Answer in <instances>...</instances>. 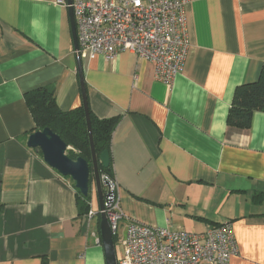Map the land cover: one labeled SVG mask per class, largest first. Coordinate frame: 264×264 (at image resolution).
<instances>
[{
	"label": "crops",
	"instance_id": "0c3cea01",
	"mask_svg": "<svg viewBox=\"0 0 264 264\" xmlns=\"http://www.w3.org/2000/svg\"><path fill=\"white\" fill-rule=\"evenodd\" d=\"M185 19L189 48L169 85L128 50L81 57L87 107L118 120L108 151L119 237L131 221L192 234L231 221L229 264H264V112L247 128L226 121L235 88L264 62V0H188ZM39 88L61 111L82 105L68 0H0V264H105L94 183L88 218L73 181L27 146L25 93Z\"/></svg>",
	"mask_w": 264,
	"mask_h": 264
},
{
	"label": "built area",
	"instance_id": "2783aa9c",
	"mask_svg": "<svg viewBox=\"0 0 264 264\" xmlns=\"http://www.w3.org/2000/svg\"><path fill=\"white\" fill-rule=\"evenodd\" d=\"M188 0H72L80 57H114L128 50L154 66L155 79L171 84L182 70L189 48L185 19ZM105 187L103 212L112 236L123 219L113 176L100 174ZM100 211H98L99 213ZM95 213L88 212V218ZM116 264H229L238 247L231 221L201 234L170 231L131 221ZM96 243H100L99 238Z\"/></svg>",
	"mask_w": 264,
	"mask_h": 264
},
{
	"label": "trees",
	"instance_id": "16d2710c",
	"mask_svg": "<svg viewBox=\"0 0 264 264\" xmlns=\"http://www.w3.org/2000/svg\"><path fill=\"white\" fill-rule=\"evenodd\" d=\"M25 99L35 123V131L45 127L50 128L67 146L74 149L66 153L69 157H82L90 161V146L82 105L68 111H61L56 106L52 91L46 88L25 93ZM256 111L264 112V62L256 81L241 84L235 88L227 113V124L247 128L253 113ZM88 112L95 152L99 155L103 150L109 149L111 134L118 120L117 117L99 119L92 114L89 108ZM99 172L110 177L113 176L110 164L108 168H103L99 164ZM72 183L74 185V182ZM74 190L78 214H88L90 211V193L88 192L84 196L75 187ZM258 195L255 194L253 198L256 199ZM114 240L113 235V242Z\"/></svg>",
	"mask_w": 264,
	"mask_h": 264
},
{
	"label": "water",
	"instance_id": "95a60500",
	"mask_svg": "<svg viewBox=\"0 0 264 264\" xmlns=\"http://www.w3.org/2000/svg\"><path fill=\"white\" fill-rule=\"evenodd\" d=\"M70 3L71 0H68V5ZM69 16L91 158L90 161H87L82 157H69L66 154V149L68 147L67 144L48 127L32 132L28 136L27 146L40 152L43 161L62 177L70 178L74 182V187L80 192V194L86 196L91 187V183H94L99 198V230L100 240L104 251L105 264H116L113 236L105 213L103 212V184L101 183L99 172V164L103 168L109 167L110 155L108 150H103L99 155L95 152L91 122L87 107L81 57L78 53L76 28L70 6Z\"/></svg>",
	"mask_w": 264,
	"mask_h": 264
},
{
	"label": "rangeland",
	"instance_id": "374dc122",
	"mask_svg": "<svg viewBox=\"0 0 264 264\" xmlns=\"http://www.w3.org/2000/svg\"><path fill=\"white\" fill-rule=\"evenodd\" d=\"M74 149L71 147V146H68L67 149H66V153L69 152V151H73ZM92 197H93V200H92V205L93 207H96L97 203H96V196H95V193L93 192L92 193ZM122 234V230L121 228L118 229V235L117 236H114V247H115V253H116V256H120L121 255V252H122V242H121V237H119L120 235Z\"/></svg>",
	"mask_w": 264,
	"mask_h": 264
}]
</instances>
